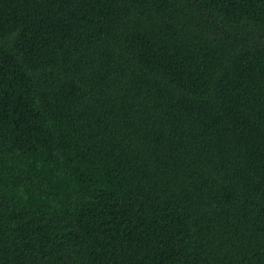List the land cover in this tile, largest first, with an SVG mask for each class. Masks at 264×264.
Here are the masks:
<instances>
[{
  "label": "trees",
  "instance_id": "1",
  "mask_svg": "<svg viewBox=\"0 0 264 264\" xmlns=\"http://www.w3.org/2000/svg\"><path fill=\"white\" fill-rule=\"evenodd\" d=\"M0 264H264V0H0Z\"/></svg>",
  "mask_w": 264,
  "mask_h": 264
}]
</instances>
